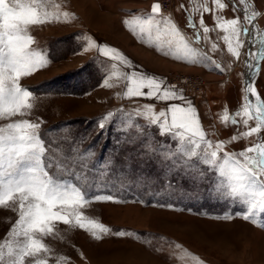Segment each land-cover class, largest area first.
I'll return each mask as SVG.
<instances>
[{
    "label": "rangeland",
    "instance_id": "374dc122",
    "mask_svg": "<svg viewBox=\"0 0 264 264\" xmlns=\"http://www.w3.org/2000/svg\"><path fill=\"white\" fill-rule=\"evenodd\" d=\"M71 1L51 0L49 11L59 13L60 19L29 26V34L34 40L32 47L46 54L49 63L21 78V86L34 93L30 101L33 108L27 115L11 120L39 121V131L48 142L47 147H51L57 156H60L57 148L67 154L65 165L70 168L69 176L65 178H71L72 171L76 172V180L86 174L90 195L114 197L112 202L93 201L78 209L82 222L91 219L112 231L100 234L101 238L96 239L91 232L79 228L74 218H70L69 224L54 221L53 234L39 237L50 249L42 253L41 258L47 259L48 264H264V250L257 245L264 235L255 228L261 227L234 215L244 210L235 200L210 194V186L220 179L218 174L201 164L199 168L205 171L204 180L197 178L193 181L175 171L165 175L158 161L142 153V137L135 129L128 133L131 143H125V136L118 131L123 118L121 112L125 116L131 113L132 119L145 126L144 132L149 137L154 136L156 142L167 140L160 137L156 126L148 128V122L126 109L109 111L113 103L100 115L93 116L90 114L93 108H87L86 103L78 98L101 81L107 63L99 58L78 63L80 57L76 54L83 45L84 35L72 33L68 27L73 16L66 8H70ZM169 2L165 0L167 5ZM65 12L69 14L67 17L63 16ZM256 12L254 28L252 25L250 29L257 37L253 44L258 46L259 39L264 37V0H257ZM248 49L246 40L245 56ZM257 50V47L252 48L253 53ZM252 63L255 64V59ZM237 73L227 84L214 87L212 105L220 126L210 141L214 145L222 142L223 152L227 153H239L264 138L262 129L259 134L241 135L235 141L231 139L235 133L242 134L256 126V122L244 116L242 110L247 103L246 96L253 105L257 97L264 101V59L258 72L252 75L248 72L246 79L230 84L238 82L240 73ZM248 80V84L256 89V95L247 92ZM238 109L241 110V115L236 117L238 125L222 119L225 114L231 116ZM109 112L114 114L113 119L101 132L97 120ZM72 149L78 152L92 149L95 153L83 173ZM101 164L106 165L105 175L100 174ZM229 214H233L232 218H223ZM17 219L18 213L0 206V242ZM259 219L264 220V213ZM118 231L131 235H116Z\"/></svg>",
    "mask_w": 264,
    "mask_h": 264
},
{
    "label": "snow or ice",
    "instance_id": "6c2138e0",
    "mask_svg": "<svg viewBox=\"0 0 264 264\" xmlns=\"http://www.w3.org/2000/svg\"><path fill=\"white\" fill-rule=\"evenodd\" d=\"M247 0H239L240 4H246ZM51 0H0V122L10 121L17 116H25L33 108L30 102L34 93L21 86L20 80L28 77L35 71L46 67L49 60L46 54L32 47L34 40L29 34V26L41 25L59 20L60 14H52L49 11ZM217 8L223 9L225 4L221 0H213ZM58 7V5H56ZM183 7V6H181ZM236 11V4L233 3ZM161 11L159 3L154 4L151 14L147 17L134 15L131 20L124 23L137 35V38L153 46L154 34L158 40L161 34L170 37L167 48L156 43L157 51L174 59L189 63H199L202 60L211 62L206 55L201 54L181 35L176 25L168 17L157 18ZM203 11L208 12L205 6ZM68 13H63L67 17ZM258 13L248 12L244 9V21L247 25L257 17ZM188 27L195 32V41L201 40V33L196 23L188 17ZM200 27L205 38L210 29L204 26L201 18ZM226 35L223 40L227 44V51L239 58V49L244 45V39L248 40L249 58L245 63L249 69L259 71V61L264 59V37L259 39V45H254L257 38L254 32L249 30L239 17L223 20L218 24ZM254 28V25H253ZM235 41V46H234ZM93 42H88L92 47ZM213 49L216 45H212ZM258 50L253 53L252 48ZM100 53L114 61H119L127 67H132L131 62L123 56L119 50L107 45L99 46ZM255 59V64L252 63ZM115 67V65H113ZM216 68L223 71L219 64ZM127 88L124 96L128 98L143 97L155 98L158 101L180 99L184 103L171 104L168 109L155 112L152 105H145V111H136L137 116H143L147 121V127L156 126L158 134L162 138L156 142L154 136L149 137L144 132L143 125L132 119V114L120 121L118 131L125 136V143H131L128 133L135 129L140 137L142 153L149 159L159 162L165 175L183 173L186 178L204 180L205 171L199 165L207 166L214 171L219 178L210 186V194L232 199L243 206V211L234 215L241 216L245 221H251L264 228V220L259 219L264 213V138L260 142L237 152H223V143L213 144L206 139L205 131L201 127L197 110L192 102L178 94L175 86L166 84L163 78L146 73L131 72L124 74ZM103 86L111 87L108 79L103 80ZM144 89H147L145 92ZM247 92L256 95V89L247 85ZM247 103L243 106V115L256 122V126L244 133H235L233 141L240 138L259 134L264 129V101L258 97L255 105L246 96ZM254 109V111H253ZM241 115L238 109L231 116L225 114L222 119L233 125H238L236 117ZM112 112L101 116L97 120V127L103 132L112 121ZM248 124V120H244ZM41 123L29 119L11 120L0 123V206L18 213V219L13 224L10 232L0 242V264H48V260L41 258L42 253L50 251L41 242L40 236H50L54 231V221L64 224L70 223V218L75 219L76 225L91 232L94 238L100 239V234H107L112 230L104 225L87 220L78 211L81 205L93 201L112 202V195L89 194L87 188V176L82 175L76 180V172L70 173V166L65 165L67 154L57 148V156L51 147L41 136L39 131ZM172 141L173 143H168ZM75 160L79 164V170L91 160L95 153L92 149L78 152L72 149ZM223 152V155L220 153ZM251 153V155H249ZM238 157H242L239 159ZM111 162H109L110 164ZM95 167V165H92ZM106 165H100V174L105 175ZM233 214L226 215L224 219L232 218ZM116 235H131L125 231H118ZM179 248V245H176Z\"/></svg>",
    "mask_w": 264,
    "mask_h": 264
},
{
    "label": "crops",
    "instance_id": "0c3cea01",
    "mask_svg": "<svg viewBox=\"0 0 264 264\" xmlns=\"http://www.w3.org/2000/svg\"><path fill=\"white\" fill-rule=\"evenodd\" d=\"M221 2L225 4L223 9L217 8L213 0H170L168 5L165 0L71 1L70 8H66L73 16L72 24L68 27L72 29V33H83L84 35L83 45L76 54L80 57L78 63L83 64L95 58L102 59L107 63L106 72L101 81L78 97L86 103L87 108H93L94 111L90 114L93 116L100 115L112 103L113 105L109 106V111L122 108L135 114L137 109L141 112L145 111V105H152L156 113L160 110L166 111L171 104L183 105L184 102L180 99L158 101L155 98L125 97L127 81L124 74L133 71L146 73L163 78L167 85L175 86L178 94H182L183 97L192 102L197 110L201 127L205 131L206 139L210 140L213 133L216 132L215 129L217 130L220 126L217 112L212 105L215 101L214 87L227 84L237 72L240 73L238 82H231L230 84L239 83L246 79L249 69L245 63L246 59L249 58V49L247 56L244 54L247 39H244V45L239 49V58L234 57L227 51V44L223 40L226 33L218 27V24L223 20L239 17L251 31L250 27L253 24L247 25V22L244 21V9L247 8L249 13L256 12L257 4V0H247L246 4L243 5L239 3V0H221ZM157 3L161 5V11L157 18L168 17L171 19L190 46L206 55L211 61L210 63L203 60L199 63H189L166 56L157 51L155 44L160 43L166 50L167 41L170 37L161 34L157 40L154 34L153 46L150 47L141 42L137 35H134L126 26L124 22L131 20L134 15L147 17L151 14L152 6ZM233 3L236 4V11L233 10ZM205 6L209 9L208 12L203 11ZM188 17L192 18L201 33L199 43L195 41L194 30L188 27ZM201 18L204 20V26L210 29L206 38L203 29L200 27ZM89 41L93 42L92 47H88ZM213 44L216 45L215 49L212 47ZM102 45L119 50L131 62L132 67H127L119 61L103 56L99 51V46ZM217 64L221 66L223 71L215 67ZM169 71L200 74L207 79L208 83L201 92L189 93L185 88L169 81ZM104 79H108L111 87L103 86ZM144 91L146 92L147 89ZM139 117L148 122L143 116ZM255 228L264 235V230ZM257 245L264 250V238Z\"/></svg>",
    "mask_w": 264,
    "mask_h": 264
},
{
    "label": "built area",
    "instance_id": "2783aa9c",
    "mask_svg": "<svg viewBox=\"0 0 264 264\" xmlns=\"http://www.w3.org/2000/svg\"><path fill=\"white\" fill-rule=\"evenodd\" d=\"M169 81L185 88L189 93L201 92L207 85V80L199 75L183 74L176 71H170Z\"/></svg>",
    "mask_w": 264,
    "mask_h": 264
},
{
    "label": "water",
    "instance_id": "95a60500",
    "mask_svg": "<svg viewBox=\"0 0 264 264\" xmlns=\"http://www.w3.org/2000/svg\"><path fill=\"white\" fill-rule=\"evenodd\" d=\"M252 24H254V21H253ZM263 34H264V33H263ZM261 61H262V60L259 61V65L261 64ZM248 72L251 73V75H252V74L255 73V70H254V69H248ZM248 83H249V80H248V82H247V85H249Z\"/></svg>",
    "mask_w": 264,
    "mask_h": 264
}]
</instances>
